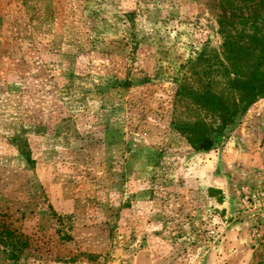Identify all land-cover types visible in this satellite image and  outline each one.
<instances>
[{
	"label": "rangeland",
	"instance_id": "rangeland-1",
	"mask_svg": "<svg viewBox=\"0 0 264 264\" xmlns=\"http://www.w3.org/2000/svg\"><path fill=\"white\" fill-rule=\"evenodd\" d=\"M231 13L0 0V264H264V100L210 152L175 128Z\"/></svg>",
	"mask_w": 264,
	"mask_h": 264
},
{
	"label": "trees",
	"instance_id": "trees-1",
	"mask_svg": "<svg viewBox=\"0 0 264 264\" xmlns=\"http://www.w3.org/2000/svg\"><path fill=\"white\" fill-rule=\"evenodd\" d=\"M221 4L232 13L218 20L220 50L210 51L207 46L197 58L209 64L208 82L176 90L177 100L199 113L196 120L175 127L198 152L214 150L226 132L264 100V0H221ZM241 9L250 12L239 14ZM216 71L225 81L220 91L215 86ZM12 236L7 229L0 232L3 240Z\"/></svg>",
	"mask_w": 264,
	"mask_h": 264
}]
</instances>
